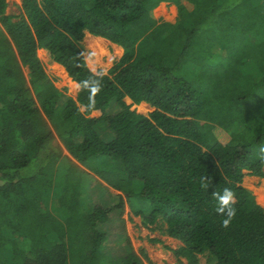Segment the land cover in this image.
Instances as JSON below:
<instances>
[{"label": "trees", "instance_id": "trees-1", "mask_svg": "<svg viewBox=\"0 0 264 264\" xmlns=\"http://www.w3.org/2000/svg\"><path fill=\"white\" fill-rule=\"evenodd\" d=\"M162 3L178 7L176 24ZM22 4L13 22L0 0V264H153L127 206L183 244L180 264H264V208L243 186L245 172L264 178V0ZM86 33L124 50L94 110L48 74L66 71L78 89L92 72ZM224 188L237 197L226 228L211 194Z\"/></svg>", "mask_w": 264, "mask_h": 264}, {"label": "rangeland", "instance_id": "rangeland-1", "mask_svg": "<svg viewBox=\"0 0 264 264\" xmlns=\"http://www.w3.org/2000/svg\"><path fill=\"white\" fill-rule=\"evenodd\" d=\"M6 1L8 3L6 15L11 16L13 18L12 19L13 22L20 20V18L24 15L22 0H6ZM182 5L186 7V9H188L189 11L194 10V6L188 3L187 1H183ZM160 9H161L163 19L165 22L172 23V24L177 23V21L179 20V9L175 4L162 3L160 5ZM88 36H85V38L82 41V45L84 48V55H85V59L88 64V67L90 68L91 71H103L105 73H108L121 60V58L124 55V51L118 54V56L114 55L117 52L115 50L116 46L112 45L113 46L112 47L110 45L108 46V51L111 55H109L108 57L104 56L101 59V62L100 61L97 62L98 60L97 55L94 53V50L90 48L91 46L89 45L90 43L88 41ZM92 53H94L95 55H91ZM42 60L43 62L46 61L45 54H42ZM23 71H24V74L27 80H29L30 79L29 69L27 67H24ZM48 74L50 78L53 80V84L57 90L65 93L68 97L76 100L75 98L79 96L80 89L78 88L75 91L73 90V87L71 86V83H72L71 81L73 80L69 77L66 71H63V72L59 71L56 74H52V73H48ZM125 102L127 103V105L131 106L132 111H136L137 113L145 115V116H149L154 111V108L150 104H148V108L146 110H141L139 106L142 103L140 105H133L132 101L129 98H126ZM79 109L82 113H85L86 111V108L81 105H79ZM89 117L96 118L97 114L93 113ZM63 152H64V155L69 156V153L65 148H63ZM82 167L85 169L86 168L89 169V167L86 165H83ZM100 182L103 183L101 180ZM136 186L137 185H135V187ZM249 187L254 189L253 192L256 194L257 202L264 208V200L263 201L260 200L262 192H264V178L260 177L255 183L250 184ZM94 190L95 188H93V191ZM111 191L113 194H119L114 189H111ZM124 218L127 221L128 233L137 251L145 250L148 253V256L150 260L153 262V264H180L179 263L180 260L174 255L173 251L183 247V244L179 243L178 240L176 241L175 239L173 240L172 238H169L168 236L162 235V233H160L157 230L152 231L151 229L144 228L141 217L136 216L134 214V211H132L129 206H127ZM155 239L160 240L162 243H155L154 242ZM199 259H200L199 264H207L206 258L199 257ZM181 261L184 264L187 263L186 259H181Z\"/></svg>", "mask_w": 264, "mask_h": 264}, {"label": "clouds", "instance_id": "clouds-1", "mask_svg": "<svg viewBox=\"0 0 264 264\" xmlns=\"http://www.w3.org/2000/svg\"><path fill=\"white\" fill-rule=\"evenodd\" d=\"M91 55H95L92 53ZM106 73L103 71H92L89 77L85 80L79 81L77 87L81 91L88 93V110H94L96 106L95 98L103 90V81ZM258 159L261 164H264V146L259 148ZM200 186L205 190L213 184V178L210 175L200 177ZM212 196L216 201L215 211L218 215L224 217L222 226L228 227L237 214V197L234 191L230 188H224L222 192L212 191Z\"/></svg>", "mask_w": 264, "mask_h": 264}, {"label": "bare ground", "instance_id": "bare-ground-1", "mask_svg": "<svg viewBox=\"0 0 264 264\" xmlns=\"http://www.w3.org/2000/svg\"><path fill=\"white\" fill-rule=\"evenodd\" d=\"M88 41H89V45L91 46L90 48H92L94 50V53L97 55V62H101V59L104 57V56H109L111 55L108 51V46H112L114 44H112L111 42L103 39V38H100V37H95V36H88ZM115 46V45H114ZM113 47V46H112ZM115 50L117 51L114 55H117L119 54V50L118 48L115 47ZM95 62V61H94Z\"/></svg>", "mask_w": 264, "mask_h": 264}, {"label": "crops", "instance_id": "crops-1", "mask_svg": "<svg viewBox=\"0 0 264 264\" xmlns=\"http://www.w3.org/2000/svg\"><path fill=\"white\" fill-rule=\"evenodd\" d=\"M88 35H90L89 33H86V36H88ZM91 36V35H90ZM122 49V48H121ZM122 51H124L123 49H122ZM147 104V103H146ZM148 105V104H147ZM246 173V176H245V178H244V184H243V186L244 187H246V188H248L249 190H254V189H252V188H250L249 186H250V184H253V183H255L260 177H255V176H251L250 175V172H245ZM118 192V191H117ZM119 193V192H118ZM261 201H263L264 200V192H262V195H261V199H260ZM174 240V239H173ZM177 241V240H176ZM179 243H181L180 241H178ZM182 244V243H181Z\"/></svg>", "mask_w": 264, "mask_h": 264}, {"label": "water", "instance_id": "water-1", "mask_svg": "<svg viewBox=\"0 0 264 264\" xmlns=\"http://www.w3.org/2000/svg\"><path fill=\"white\" fill-rule=\"evenodd\" d=\"M76 100L78 99V97L75 98Z\"/></svg>", "mask_w": 264, "mask_h": 264}]
</instances>
